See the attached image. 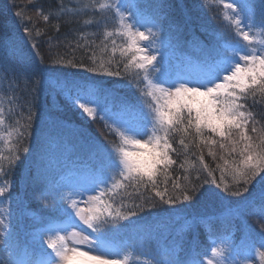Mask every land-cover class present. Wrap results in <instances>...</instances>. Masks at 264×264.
Here are the masks:
<instances>
[{"label": "snow or ice", "instance_id": "obj_1", "mask_svg": "<svg viewBox=\"0 0 264 264\" xmlns=\"http://www.w3.org/2000/svg\"><path fill=\"white\" fill-rule=\"evenodd\" d=\"M30 2L38 5L33 11L45 22L53 14L57 19L67 17L71 21L88 14L90 7L85 4L76 10L65 9L62 0H58L60 8L46 14L39 6L40 0ZM215 3L218 15H214L213 19L219 23L222 18L228 26L226 30L232 32L235 38L224 39L218 32L217 38L223 43L217 47L215 56L197 61L194 72L173 74L163 67L156 54L161 44L162 26L169 19L164 4H157L151 22L143 23L130 11L125 0H104L98 4L93 0L91 15L95 19L85 20L84 23L104 25L100 44L92 43L101 52L110 50L113 56L98 65L95 55L91 58V65L75 59H60L55 63L96 75L127 78L138 93V102L121 101L115 111L101 108L98 98L104 90L95 83L64 81L65 87L56 95L66 96L68 103L89 117L95 119L99 116L105 122L108 130L106 141L100 146L104 158L90 184L77 186L67 193L34 181L38 201L45 207L51 206L54 219H59L61 223L48 222L47 227L33 233V241L42 245L39 258L25 260L17 258L21 255V246L18 238H14L11 224L6 223L10 214L0 218V232L5 233V248L9 252L8 258L0 260V264H251L254 252L264 264V251H261L264 249V235L257 246L246 224L245 243L240 247L234 248L225 237L220 244L212 241L210 254L195 253L184 260L179 258V252L184 251L180 244L166 247L168 258L165 260L155 257L136 260L133 251L114 243V235L110 232L121 221L150 213L161 205L173 207L177 203L190 202L198 193L204 194L199 191L202 185L196 183L200 180L199 174L190 180L188 168L183 163L180 167L184 168L183 180L186 183H180L179 176L172 180V165L177 163L174 156L179 155L174 144L179 137L178 143L185 154L190 145L200 152L197 159L201 169L196 170L197 173L200 170L207 173L208 179L203 183L214 185L224 196L237 198L232 201L235 205L230 210L232 218L242 220L252 215L261 233H264V190L259 196L252 193L257 185L264 189V110H255L257 105H264V0H261L259 19L253 8L237 0H215ZM135 7L139 8V5ZM7 8L11 11L17 5L13 2ZM14 15L20 21L25 37L31 38L33 28L23 23L21 11L16 10ZM108 18L114 22L111 29L107 27ZM194 24L192 16L181 15L173 19L169 31L170 46L190 43L198 47L200 41L192 32ZM219 26L224 28L222 24ZM186 33L191 34V40L187 39ZM36 35H40L38 29ZM117 37L123 38L121 45H117ZM109 40L110 49L106 43ZM0 44L9 46L6 39L0 40ZM31 46L36 48L34 42ZM77 47L81 45L78 43ZM118 47L121 58L114 59ZM0 67H3L6 77L9 70L15 71L11 64ZM47 71L49 75L43 68L36 70L34 74L37 78L32 84L36 95L24 105L19 104V97L15 95L18 82L9 83L13 92L9 103L27 111L8 133L15 141L8 154L0 152V179H3L0 198L12 199L11 184L6 177L21 162V151L24 159L32 154L31 146H24L25 137L30 140L39 132L37 144L42 149L50 138L49 120L46 113L39 110L41 92L50 94L52 91L49 87L50 74L55 69ZM25 78L30 82L26 75ZM59 79L55 77L56 81ZM9 110L14 111L12 108ZM4 123V109L0 106V126ZM0 140L9 144L4 136H0ZM204 149L213 160L219 156L223 163H217L216 169L210 168L204 159ZM191 167L195 169L196 165ZM217 170L219 180L214 175ZM169 181H172L173 190H179V195L169 191ZM147 192H154V196H145ZM133 196L139 202L137 199L129 202ZM226 252L228 255L235 253L239 259L229 260ZM23 255H28L27 250Z\"/></svg>", "mask_w": 264, "mask_h": 264}, {"label": "trees", "instance_id": "obj_2", "mask_svg": "<svg viewBox=\"0 0 264 264\" xmlns=\"http://www.w3.org/2000/svg\"><path fill=\"white\" fill-rule=\"evenodd\" d=\"M125 1L129 3L130 11L136 14L143 23L151 22L157 4L162 3L165 5V11L169 19L164 21L162 26L161 44L156 54L163 67L173 74L194 72L197 70V61L204 60L206 56H215L217 47L223 43V40L217 38L218 32L222 34L224 39L230 36L235 38L232 32L226 30L228 26L222 18L219 23L216 19H213L214 15H218V5L215 0H182V2L181 0ZM13 2L17 5V8L9 11L7 5ZM100 2H104V0H96L97 4ZM237 2L253 8L257 13V19H259L260 2L255 4L246 0H237ZM62 3L65 9L76 10L85 4L90 7L88 14H82L71 21L67 17L57 19L53 14L50 16L49 21L45 22L42 17L37 16L33 11L38 6L35 2H30V0H0V40L6 39L9 42L8 47L0 44V66L11 64L15 68V71L9 70L6 77L3 67H0V106L3 107L5 116V123L0 126V136H4L5 139L9 140V144H5L3 140H0V152L8 154L9 148L15 143L8 136V133L12 131L16 121L27 111L26 108L22 109L9 103V98L13 95L9 83L12 81L18 82L15 95L19 97V104L24 105L28 99L36 95L32 89V84L35 83L37 78L34 74L36 70L43 68L46 70V75H49L47 70L55 69L50 74L49 87L52 90L51 93L41 92L39 96V110L46 113V119L50 123L48 143L43 149L38 146L37 136L40 135L39 132H36L30 140L25 137L24 146L30 145L32 154L28 155L26 159L23 158L6 177L11 184L12 199L0 198V218L10 214L6 223L11 224L14 238H18V243L21 246L20 250L22 248L27 250L28 255L21 258L26 260L38 259L39 249L42 246L37 245L39 248L35 247L32 243L29 244V240L26 239L33 237V233L40 228L47 227L48 222L61 223L59 219H54L55 214L51 206L45 207L38 201L34 181L46 183L52 188H58L67 193L69 190L75 189L77 185L90 184L104 158L100 146L105 145L106 141L105 133L108 130L105 128V122L99 116L95 119L89 117L81 109L68 103L66 96H57L56 92L65 87L63 81L95 83L104 90V93L98 98L101 108L112 109L113 111L116 110L121 101L136 104L139 99L136 89L128 83L127 78L120 79L115 76L96 75L82 69L60 67L55 63L60 59H75L77 62L82 61L86 65H91V58L95 55L96 64L98 65L102 60L106 61L110 56H113L110 50L101 52L100 48L95 47L103 39L104 25L97 26L95 23H84L85 20L95 19L91 15L93 0H62ZM135 5H139V8ZM177 5H180V7H177ZM39 6L47 14L50 10L59 9L61 5L58 0H40ZM16 10L21 11L24 17L23 23L29 28H33L31 38L24 35L28 44L32 42L36 44V48L33 50L39 59L37 64L29 68V70L31 69L30 72H24V68L16 60H13L12 57L8 58V54L14 47L11 42L15 38V33L24 34L20 21L14 15ZM181 15L195 18L192 32L200 41L198 47L192 46L190 43L178 47L170 46L171 21ZM113 24L111 18H108L107 27L111 29ZM221 24L224 25V28L219 26ZM37 29L40 31V35H36ZM186 36L188 40H191V34L186 33ZM116 39L117 45H121L123 38L117 37ZM92 41H95V45ZM78 43L81 47H77ZM106 43H108L110 49L112 47L111 41L109 40ZM113 58H121L119 47ZM18 67L19 71L16 69ZM122 68L123 65H121ZM25 75L30 78V82L25 78ZM55 77H59V81H56ZM249 103L252 102L249 101ZM10 108L14 111H10ZM255 110L257 112L264 110V105H257ZM61 128H66L70 132L67 135H61L59 139H53L51 136L53 130H62ZM72 137L75 140L74 143ZM178 139L179 137H177L174 147L178 149L179 155L174 156L177 163L172 165V180L179 176L181 177L180 183H186L183 180L184 168L180 167V164L183 163L185 168H188L187 174L190 180H194L196 175L199 174L200 180L196 183L202 185L199 191L204 194L200 195L198 193L197 197L190 202L177 203L173 207L161 205L155 211L142 213L139 217L121 221L116 229L110 230L114 235V243L130 249L135 254L134 259L141 261L152 257L157 260H165L168 258L165 251L166 247L180 244L183 246L184 251L179 252V258L184 260L190 255L194 256L195 253L207 252L210 254L212 241L215 240L217 244H220L225 237L234 248L240 247L245 243L244 225L246 224L252 234L253 242L258 246L264 233H261L256 218L252 215H247L242 220L232 218L230 210L235 207L232 201L237 198L224 196L219 189L210 183L204 184L203 181L208 179L207 173L202 170L197 173L196 170L201 169L197 159L200 152L193 145H190L187 154H185L184 149L178 143ZM52 142L53 145L50 147ZM71 148H77L76 153H72ZM48 150L51 154L49 155L50 158L44 157ZM64 150L70 153L63 154L57 160L53 158L58 152L62 153ZM216 150L219 152L218 147ZM21 155L24 157L22 151ZM203 155L205 162L212 169H216L217 163H223L219 160V156L216 160L208 156L207 149H204ZM49 160H52L53 164L46 167ZM193 164L196 165L195 169L191 167ZM43 166L44 171H40L41 174L37 175L35 170ZM29 170H31V175ZM214 175L219 180L220 173L218 170L214 172ZM160 179L163 180V177H160ZM228 179L230 178H226V180ZM0 183H3V179H0ZM160 187L163 189V184ZM168 188L170 192L180 194L178 189L173 190L172 181H169ZM262 190L264 189L257 185L252 189V193L259 196ZM128 191L133 192L134 190L128 189ZM213 193L216 195H213ZM144 195L154 196V192H147ZM132 199H137V202H139L135 196L130 197L129 202ZM26 234L28 235L26 236ZM261 251H264V249H261ZM157 252H159V255H157ZM225 255L229 260L239 259L235 256V253L228 255L226 252ZM251 264H261L260 257L255 252Z\"/></svg>", "mask_w": 264, "mask_h": 264}, {"label": "rangeland", "instance_id": "obj_3", "mask_svg": "<svg viewBox=\"0 0 264 264\" xmlns=\"http://www.w3.org/2000/svg\"><path fill=\"white\" fill-rule=\"evenodd\" d=\"M246 1L247 2L248 1H252L254 4L260 2V5H261V0H246ZM256 7L258 8L259 5L256 6ZM15 34H16L15 35V38L11 42V45H13L14 47L11 49L10 53L8 54V58H11L12 57L13 60H16L17 63L20 64V66H22V68H24V72L25 71L30 72L31 69L29 70V68L33 67L34 64H37V62H38L39 59H38V57H36V54H35L32 46H31V44H28L27 39L24 38V34L23 33H20V34L19 33H15ZM16 69H18V71H19V67L16 68ZM65 79H68V78H65ZM67 81H69V80H67ZM63 83H64V81H63ZM66 128L65 129L61 128L62 130H60V129L53 130V134H51L52 138L53 139H59L61 137V135H67L70 131L68 129H66ZM70 130H73V129H70ZM71 139H73V143H74V141H75L74 138L72 137ZM52 145H53V142L50 144V147ZM76 149L77 148H71V152L72 153H76ZM69 153L70 152L64 150V151H62V153L61 152H58L55 156H53V158H55L57 160L63 154H69ZM49 155H51V154H50V151L48 150V152L45 153L44 157L50 158ZM21 157H22V159L24 158L23 155H21ZM46 164H47L46 167H49L50 165L53 164V161L52 160H49ZM40 168H42V169H40ZM40 168H38L39 171L38 170H35V172H36L37 175H40L41 174L40 171H44V166L43 167H40ZM77 186H79V185H77ZM81 227H82V225H81ZM27 235L28 234H26V236ZM26 240L27 241L29 240L28 242L30 244L32 243L33 246H35V247H38L39 248V246H37V245H40L41 246V244L35 243L33 241V237L32 236L29 237ZM4 241H5V233L4 232H0V260H6L8 258V256H9V252L6 251Z\"/></svg>", "mask_w": 264, "mask_h": 264}]
</instances>
